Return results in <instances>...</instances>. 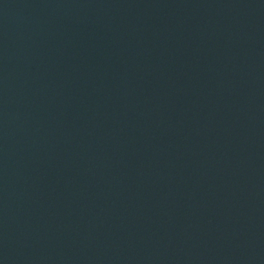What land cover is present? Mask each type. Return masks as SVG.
<instances>
[{
  "label": "water",
  "instance_id": "95a60500",
  "mask_svg": "<svg viewBox=\"0 0 264 264\" xmlns=\"http://www.w3.org/2000/svg\"><path fill=\"white\" fill-rule=\"evenodd\" d=\"M0 264H264V0H0Z\"/></svg>",
  "mask_w": 264,
  "mask_h": 264
}]
</instances>
